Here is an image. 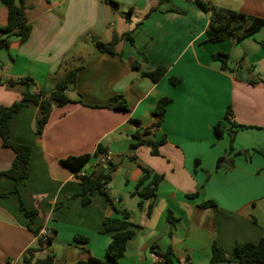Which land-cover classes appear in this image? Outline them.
<instances>
[{
	"label": "crops",
	"instance_id": "obj_1",
	"mask_svg": "<svg viewBox=\"0 0 264 264\" xmlns=\"http://www.w3.org/2000/svg\"><path fill=\"white\" fill-rule=\"evenodd\" d=\"M111 1L116 4L22 0L28 38L20 43L10 35L9 45L0 47V105L18 101L26 88L9 79L29 76V90L49 94L76 68L65 90L72 102L53 106L40 135L35 104L10 117L11 140L32 148L28 174L18 183L1 173L14 151L0 138V264H22L43 226L55 233L34 251L36 258L51 254L52 264H81L88 254L105 259L112 234L101 231L105 218L132 224L116 264H209L214 241L232 255L237 242L264 235V26L236 42H211L209 12L197 0ZM207 4L264 18V0ZM6 18L0 0V26ZM130 30L133 44L124 37ZM114 36L115 55L97 49V41ZM217 51L228 54L227 70L211 58ZM157 66L166 68L157 81L143 75ZM171 77L180 81L173 84ZM113 96L123 97L127 109L108 106ZM163 96L170 101L152 129ZM227 107L233 125L222 119ZM219 120L224 132L218 138L213 126ZM146 132L153 140L164 137L158 154L146 145L129 148ZM98 145L106 152L95 153ZM83 153L89 157L78 168L62 161ZM105 154L118 160L105 188L110 201L94 192L84 204L79 176L93 172ZM220 156L226 160L218 164ZM154 174L162 175L154 197L133 194L140 179L145 176V185ZM168 248L171 263L154 259Z\"/></svg>",
	"mask_w": 264,
	"mask_h": 264
},
{
	"label": "trees",
	"instance_id": "obj_2",
	"mask_svg": "<svg viewBox=\"0 0 264 264\" xmlns=\"http://www.w3.org/2000/svg\"><path fill=\"white\" fill-rule=\"evenodd\" d=\"M7 9V18L6 24L4 26H0V47L8 46L9 36L15 35L18 38V41L24 42L30 33V25L27 23L26 15H25V7L22 3V0H1ZM113 5L116 3L111 0H107ZM168 0H159V3L167 2ZM205 11L209 12V19L207 24V41L217 42L221 40H231V41H239L242 38L252 34L257 29L264 26V18L256 15H251L244 13L239 10L223 8V7H215L208 5L207 3H202L197 1ZM157 9L156 6H153L149 9L145 16L149 14V12ZM132 31L130 30L124 33V37H126L131 44H133V36ZM118 39L114 36L109 42H96V47L101 52H107L111 55H115L114 46L117 43ZM211 58L214 60L220 61V66L222 70L228 69V54L223 51L213 52L211 54ZM135 66V65H134ZM137 67V66H135ZM166 72V68L164 66H157L154 69L143 71V75L149 77L153 81H157L160 79L164 73ZM76 77V68H72L64 80L58 82L56 84V88L50 92L49 94H42L41 92H33L29 90V86L34 84V81L29 76L9 79L8 83L13 84H21L26 87L22 92L21 98L12 103L11 105H0V138L2 141V145L6 147H10L14 151L13 160L9 166V168L1 173L11 177L16 183L23 180L28 174V164L30 160V156L32 153V148L30 145L22 144L11 140L10 138V117L14 112H16L20 107L25 105L28 102L35 104L38 107L37 114L35 117V130L36 134L40 135L46 124L50 113L52 111L53 106H63L72 102L71 99L66 95V88L69 85L74 84ZM180 80L175 77L170 78V82L175 84ZM253 83V81H252ZM170 101V99L166 96H163L158 99L156 108L153 112V115L157 117V120L153 125L159 126L163 115L166 111V105ZM108 106H112L117 109H127L126 101L121 96H113L108 101ZM232 111L230 107H227L224 114L223 120L232 124ZM233 125V124H232ZM214 132L216 136L219 138L223 135L224 126L222 124V120H219L213 126ZM233 132V131H232ZM233 138V135L230 132V139ZM164 141V137H160L158 140H153L149 133L146 132L143 137L137 136V140L130 144V149L134 150L140 145H146L150 147V151L152 154H158V145ZM232 150V147H230ZM106 150L103 146L98 145L96 147L95 153L101 154L105 153ZM89 157L88 153H83L76 156H68L64 158L62 161L64 164L72 167L78 168L80 167ZM226 160L225 156H220L217 160V163H221ZM197 161V160H196ZM230 162H232L230 160ZM108 166V171L106 170V166ZM99 165L96 169L89 173L79 176L80 183L82 186L80 196L82 203L86 204L90 201V196L94 192L103 193L106 198L110 201L108 194L106 193L105 187L110 179L111 172L117 166L116 163H113L111 159H109L106 164ZM162 178L160 174H154L151 179L145 184L142 185L145 176L140 179L136 185L133 194H137L142 198L146 197H154L156 194V189L158 182ZM211 204L212 202H207L202 204V206ZM30 217L34 214L33 211H26ZM125 218H127V213H122ZM168 220L173 225L175 222V218L171 216V213H168ZM131 222L129 220L122 219H111L105 218L102 221V232H111V240L107 244L106 247V258L100 259L91 254L87 255V258L81 262V264H116L117 259L122 253L124 249L126 241L132 236L133 231L130 228ZM51 237L48 238L47 245L50 244L53 240V234L55 230L50 229ZM76 241L80 240L82 242H86L85 237L75 236ZM43 247L40 243V240H37V246L35 249H28L25 254L22 256V264H52L53 256L51 254H47L44 258H36L34 256V251L42 250ZM171 249L168 248L167 251L163 254L164 261L166 263L170 262V254ZM233 260L237 261L240 264H253L255 262L264 264V235L261 236L257 242H237L234 246V251L232 255H227L224 249L219 246L215 241L212 244V254L210 257L209 264H214L217 261H226ZM33 261V262H32Z\"/></svg>",
	"mask_w": 264,
	"mask_h": 264
},
{
	"label": "built area",
	"instance_id": "obj_3",
	"mask_svg": "<svg viewBox=\"0 0 264 264\" xmlns=\"http://www.w3.org/2000/svg\"><path fill=\"white\" fill-rule=\"evenodd\" d=\"M197 1L202 2V3H207V0H197ZM155 128H156V126L153 125V126H152V129H155ZM109 159H111V158H110V155H106V154H105V155L101 158L100 162L98 163V166L101 165V164L105 165L106 162H107ZM104 187L106 188V186H104ZM51 235H52V234L50 233L49 229H48L46 226H43V227L39 230V232H38V234H37V240H40V243H41V245H42L43 248H45V247L47 246L48 238L51 237ZM153 257H154V259H156V260L164 261V257H162V256H153Z\"/></svg>",
	"mask_w": 264,
	"mask_h": 264
},
{
	"label": "water",
	"instance_id": "obj_4",
	"mask_svg": "<svg viewBox=\"0 0 264 264\" xmlns=\"http://www.w3.org/2000/svg\"><path fill=\"white\" fill-rule=\"evenodd\" d=\"M117 155H115V156H113L112 158H111V161L113 162V163H117L118 162V160L115 158ZM106 166V170L105 171H108V166L107 165H105Z\"/></svg>",
	"mask_w": 264,
	"mask_h": 264
}]
</instances>
